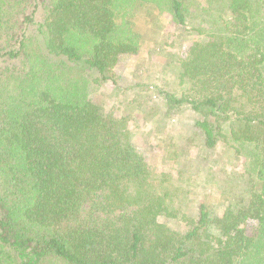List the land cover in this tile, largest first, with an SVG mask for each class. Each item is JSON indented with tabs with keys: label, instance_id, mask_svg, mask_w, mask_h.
Listing matches in <instances>:
<instances>
[{
	"label": "trees",
	"instance_id": "16d2710c",
	"mask_svg": "<svg viewBox=\"0 0 264 264\" xmlns=\"http://www.w3.org/2000/svg\"><path fill=\"white\" fill-rule=\"evenodd\" d=\"M190 1L0 0V264H264V0ZM164 14L205 36L166 116L187 104L207 149L250 159L247 196L222 216L200 203L185 233L160 222L167 181L128 119L92 98Z\"/></svg>",
	"mask_w": 264,
	"mask_h": 264
},
{
	"label": "rangeland",
	"instance_id": "374dc122",
	"mask_svg": "<svg viewBox=\"0 0 264 264\" xmlns=\"http://www.w3.org/2000/svg\"><path fill=\"white\" fill-rule=\"evenodd\" d=\"M186 4L206 6L204 0ZM145 27L148 31L138 54L120 59L115 71L117 84L100 81L92 98L105 113L128 119L138 152L167 181L170 214L161 216L160 222L185 233L187 218H196L200 203L222 216L230 203L247 196L245 165L250 159L225 143L207 149L195 127L203 117L187 104L166 116L165 94L180 98L188 88L178 79L180 60L187 58L192 46L205 36L180 29L167 14ZM238 218L247 233L256 237L258 220H243V215Z\"/></svg>",
	"mask_w": 264,
	"mask_h": 264
}]
</instances>
